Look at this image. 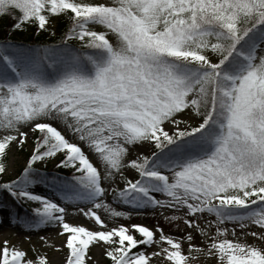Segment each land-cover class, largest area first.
<instances>
[{
  "label": "snow or ice",
  "instance_id": "snow-or-ice-1",
  "mask_svg": "<svg viewBox=\"0 0 264 264\" xmlns=\"http://www.w3.org/2000/svg\"><path fill=\"white\" fill-rule=\"evenodd\" d=\"M2 18L0 195L30 214L0 221L23 233L0 264H264V0H0Z\"/></svg>",
  "mask_w": 264,
  "mask_h": 264
},
{
  "label": "rangeland",
  "instance_id": "rangeland-1",
  "mask_svg": "<svg viewBox=\"0 0 264 264\" xmlns=\"http://www.w3.org/2000/svg\"><path fill=\"white\" fill-rule=\"evenodd\" d=\"M41 191H47L46 186L41 187ZM25 215V212L21 211V208L18 204L10 201V200H4V197L0 195V221L5 220L6 217ZM134 220L136 222H142L145 224L152 225L155 223V220L151 216H140V217H134ZM160 223L165 227L166 230H169L172 228V225H170L168 222L164 221L162 218L160 220ZM0 234H17L22 235L23 233L18 230L16 226L11 225H4L3 227H0ZM33 239H36L35 236H33Z\"/></svg>",
  "mask_w": 264,
  "mask_h": 264
},
{
  "label": "trees",
  "instance_id": "trees-1",
  "mask_svg": "<svg viewBox=\"0 0 264 264\" xmlns=\"http://www.w3.org/2000/svg\"><path fill=\"white\" fill-rule=\"evenodd\" d=\"M8 24H9V21L7 18L0 19V38H3L5 36V28ZM10 38L16 39V40H22L24 42H29L31 40H36V39H39V41L41 42H50L51 39H53L49 37L47 33L37 37L36 34L31 33L30 31H25L23 33H13ZM58 38L59 37L57 36L56 39ZM16 204L19 205V207L21 208V211L25 212V215L30 214V208L28 204L26 203H16Z\"/></svg>",
  "mask_w": 264,
  "mask_h": 264
}]
</instances>
